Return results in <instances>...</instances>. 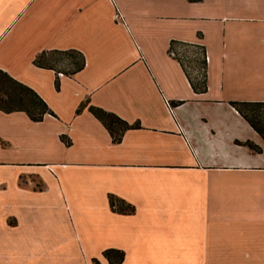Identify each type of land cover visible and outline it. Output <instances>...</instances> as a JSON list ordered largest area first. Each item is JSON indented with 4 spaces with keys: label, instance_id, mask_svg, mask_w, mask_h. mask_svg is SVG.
Instances as JSON below:
<instances>
[{
    "label": "crops",
    "instance_id": "1",
    "mask_svg": "<svg viewBox=\"0 0 264 264\" xmlns=\"http://www.w3.org/2000/svg\"><path fill=\"white\" fill-rule=\"evenodd\" d=\"M38 2L37 28L31 16L7 35L20 9L0 16V68L55 114L0 111V143L25 149L0 161V213L17 220L11 254L19 212L37 207L75 215L79 241H107L121 264H264V141L230 104L264 101V0ZM171 40L204 46L205 92L192 89ZM69 48L85 60L74 74L32 63ZM90 105L138 126L113 142ZM109 194L133 213L111 210Z\"/></svg>",
    "mask_w": 264,
    "mask_h": 264
},
{
    "label": "rangeland",
    "instance_id": "2",
    "mask_svg": "<svg viewBox=\"0 0 264 264\" xmlns=\"http://www.w3.org/2000/svg\"><path fill=\"white\" fill-rule=\"evenodd\" d=\"M19 9V16L11 21L7 35L23 25L24 20L28 17H35L36 28L38 24L41 23L40 25H42L44 21L38 0L28 2L27 0H0V16L5 22L12 20L13 15L18 14ZM39 14H41V18L38 17ZM61 57L50 52L46 54L48 61ZM63 60L57 64L58 69H66V63L69 64L70 59ZM22 69L25 70V68ZM192 75L194 77L195 74ZM2 130L5 131L2 132L3 134H7V132L10 134L11 132V128L7 127ZM23 131L24 128H20L18 133L23 135L22 137H26L28 131ZM24 152L23 144L2 145L0 143V161L11 162L13 161L12 157H17ZM37 197L40 196H34V198ZM7 199L8 201L12 200L10 193L7 195ZM57 212L56 216H52L54 213L51 209H38L37 207L27 208L26 211L19 212L23 224L19 229L17 240L21 247L19 255L15 256L11 254L10 227L16 224V217L9 211L0 213V264H96L97 260L101 264H109L107 258L102 254L103 250L112 248L107 247V241L99 240L95 244H87L84 239L79 241L75 232V215L73 218V215L67 211ZM49 219L50 221H48ZM51 224L58 225V227L49 230Z\"/></svg>",
    "mask_w": 264,
    "mask_h": 264
},
{
    "label": "trees",
    "instance_id": "3",
    "mask_svg": "<svg viewBox=\"0 0 264 264\" xmlns=\"http://www.w3.org/2000/svg\"><path fill=\"white\" fill-rule=\"evenodd\" d=\"M48 52L64 58L50 59L48 61L46 59ZM168 52L178 60L192 89L195 92H205L207 90V60L204 46L171 40ZM63 59L70 60L69 64L66 63V69L61 70L57 68V64L64 61ZM32 63L37 67L52 69L55 72L62 71L65 75H71L83 68L85 60L83 54L73 48L43 49L34 56ZM192 74H195L194 77ZM55 88H58L57 80L55 81ZM230 104L264 141V101H230ZM88 109L104 125L113 142H119L126 129L138 126L137 123L129 124L115 113L100 107L90 105ZM0 111L5 113L23 111L33 121L41 120L45 114L55 115L44 99L33 88L13 77L2 68H0ZM60 139L66 145L70 144V141L66 140L64 135H60ZM245 144L255 151L260 150L257 145L251 142H246ZM108 202L113 211L123 214H130L134 211L133 205L112 194L108 195ZM102 254L107 258L109 264H121L120 257H124L123 251L115 248L105 249Z\"/></svg>",
    "mask_w": 264,
    "mask_h": 264
},
{
    "label": "built area",
    "instance_id": "4",
    "mask_svg": "<svg viewBox=\"0 0 264 264\" xmlns=\"http://www.w3.org/2000/svg\"><path fill=\"white\" fill-rule=\"evenodd\" d=\"M206 59H207V58H206ZM57 75H58L59 77L63 76V74H62L61 72H57ZM165 103L170 107V104H169L168 101H166Z\"/></svg>",
    "mask_w": 264,
    "mask_h": 264
},
{
    "label": "snow or ice",
    "instance_id": "5",
    "mask_svg": "<svg viewBox=\"0 0 264 264\" xmlns=\"http://www.w3.org/2000/svg\"><path fill=\"white\" fill-rule=\"evenodd\" d=\"M106 255V254H105ZM120 260H123V256L120 257ZM96 264H101V262L99 260H97Z\"/></svg>",
    "mask_w": 264,
    "mask_h": 264
}]
</instances>
